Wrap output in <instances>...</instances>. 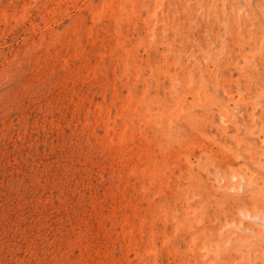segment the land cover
I'll return each mask as SVG.
<instances>
[{
    "label": "rangeland",
    "instance_id": "1",
    "mask_svg": "<svg viewBox=\"0 0 264 264\" xmlns=\"http://www.w3.org/2000/svg\"><path fill=\"white\" fill-rule=\"evenodd\" d=\"M263 1L0 0V264H264Z\"/></svg>",
    "mask_w": 264,
    "mask_h": 264
},
{
    "label": "bare ground",
    "instance_id": "2",
    "mask_svg": "<svg viewBox=\"0 0 264 264\" xmlns=\"http://www.w3.org/2000/svg\"><path fill=\"white\" fill-rule=\"evenodd\" d=\"M263 2H264V1H263ZM209 38H210V37H209ZM256 132H257V131H256ZM254 219H255V218H254ZM259 259H260V258H259ZM254 261H256V260H255V257H254Z\"/></svg>",
    "mask_w": 264,
    "mask_h": 264
}]
</instances>
